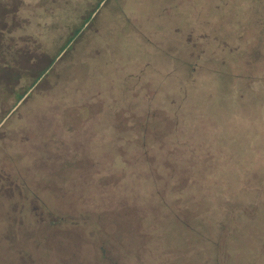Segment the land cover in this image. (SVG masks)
<instances>
[{"label":"rangeland","instance_id":"obj_1","mask_svg":"<svg viewBox=\"0 0 264 264\" xmlns=\"http://www.w3.org/2000/svg\"><path fill=\"white\" fill-rule=\"evenodd\" d=\"M97 1L0 0V264H159L154 250L119 251L120 219L99 211H120L124 167L111 156L139 171L173 149L159 142L168 136L249 206L250 219L223 218L233 237L220 236L219 257L264 264V0H103L10 111L13 86L49 65ZM104 182L112 202L98 211ZM57 216L66 223L52 225ZM184 242L214 264L200 241Z\"/></svg>","mask_w":264,"mask_h":264},{"label":"trees","instance_id":"obj_2","mask_svg":"<svg viewBox=\"0 0 264 264\" xmlns=\"http://www.w3.org/2000/svg\"><path fill=\"white\" fill-rule=\"evenodd\" d=\"M102 1L103 0H99L95 2L94 11L88 13L81 23L71 30L72 34L67 36L64 46L60 48L53 60L46 68L42 69L37 76L31 79L23 91L20 92L16 85L13 86V96L16 98L14 105L24 94H30L32 86L41 77L46 76L50 72L58 54L64 49L69 48L70 43L81 31L84 23L92 18L96 10L101 8ZM28 40L30 43L31 39L28 38ZM32 43H34L32 44L34 48L39 47L35 40H33ZM12 49L13 48H9V50ZM2 56L6 58L4 54H2ZM1 125L2 124H0V126ZM159 142L160 144L161 142H166L168 146L173 149L168 153L159 154L153 161L143 159L139 171H129V168L126 169L127 165L135 161L134 158L128 159L126 156L123 158V155L119 153L111 156V159L114 163L116 162V165L123 164L124 167L123 175L125 177V186L120 192L121 204L118 205L120 208L118 213L110 212L107 208L109 207L108 205H106L105 210L99 211L101 210L100 208L103 202L108 203L109 200L112 202V196L109 197L110 189L108 188V183L104 182L102 191L95 192L93 195V204L102 215L107 214L106 216H108L115 214L118 215V219H120L118 228L119 239H115L118 241L116 247L119 251H128L129 249L135 248L154 250V253L157 252L158 254L155 261H158L159 264L166 262H169V264H198L203 252L201 251L198 253L197 251H192L191 247L184 242L186 239H191L197 242L200 241L207 247L208 251L213 252V258L210 259L209 256V259L205 260H210L214 264H228V252L226 258L219 257L218 251L220 252L226 249L224 248L226 245L225 242H220L222 240L220 236L226 235V238H231L232 235L227 234L220 225H223L222 223L225 222L223 220L226 217H232V219L236 220L247 218L250 210L248 204L246 205L242 200H233L235 193L232 190H222L216 187L218 184L211 183L210 177L212 173L209 174L208 171L204 172L202 168L203 159L201 156H196L193 150L188 152L190 155L182 157L180 154L175 153L181 147L175 146V139L172 138V136H168L166 140ZM133 143L139 150L145 149L148 147V144H150L145 136H141L139 141L135 140ZM154 145L155 143L149 148L155 149ZM185 145V143H182L181 146L185 148ZM103 156H105V154ZM103 159H105V157ZM209 160L212 161L211 158H209ZM128 178L136 182L129 183V181H127ZM205 179L209 180L210 183L205 182ZM244 191L246 194L242 192L241 195L246 197L250 191L246 189ZM97 193L99 194L97 195ZM216 200H218V205H216V207L208 205L207 210L204 208L206 202L211 203ZM110 207L111 209L116 208L115 206ZM47 212L48 214L50 213L49 211ZM206 214H208V216ZM51 218L52 225L66 223V218H64V216ZM85 218L82 223L86 226H91V223H88ZM218 218L220 220H217ZM206 219H208V224L203 225ZM95 222L93 220V224L96 226ZM72 223H74L72 225H75V221ZM212 223L219 228V230L217 228L218 232L216 236L211 231ZM98 226L97 223V228ZM175 227H179L180 229ZM227 229L230 228L227 227ZM235 231V233L243 235V237H241L236 234L234 237L236 240H243L245 234L248 233L245 231L239 232L238 229ZM222 232L225 234H222ZM182 233L184 236H182ZM173 235H175L173 241L174 245L170 243ZM149 237H151L152 240L150 243H147L146 240H148ZM60 242L62 243L61 239ZM101 243L107 246L104 240ZM99 251L101 254L103 253L102 249ZM226 251H228V249H226ZM181 255L182 257H180ZM196 259L198 260L196 261ZM103 261H107L108 263L105 262L107 264H112L113 262L111 258L108 257ZM152 261L154 260L152 259Z\"/></svg>","mask_w":264,"mask_h":264},{"label":"water","instance_id":"obj_3","mask_svg":"<svg viewBox=\"0 0 264 264\" xmlns=\"http://www.w3.org/2000/svg\"><path fill=\"white\" fill-rule=\"evenodd\" d=\"M26 94H27V93H26ZM26 94H24V95L22 96V98H23ZM22 98H21V99H22ZM21 99L18 100V102H17V103L11 108V110H12L13 108H15V106L21 101ZM11 110H10V111H11ZM10 111H9V112H10ZM2 122H3V120L1 121V123H2ZM1 123H0V124H1Z\"/></svg>","mask_w":264,"mask_h":264}]
</instances>
